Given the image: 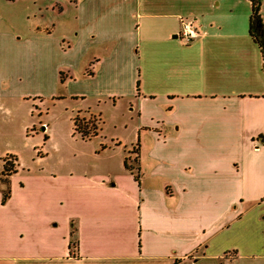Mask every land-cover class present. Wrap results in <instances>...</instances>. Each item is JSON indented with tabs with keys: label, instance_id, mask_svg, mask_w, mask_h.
Segmentation results:
<instances>
[{
	"label": "crops",
	"instance_id": "crops-1",
	"mask_svg": "<svg viewBox=\"0 0 264 264\" xmlns=\"http://www.w3.org/2000/svg\"><path fill=\"white\" fill-rule=\"evenodd\" d=\"M37 9L23 33L0 17V158H17L16 173L0 171V264H264V64L250 2ZM182 21L198 33L189 43ZM47 100L101 122L110 108L130 138L102 128L84 141L73 116L92 153H44Z\"/></svg>",
	"mask_w": 264,
	"mask_h": 264
},
{
	"label": "rangeland",
	"instance_id": "rangeland-1",
	"mask_svg": "<svg viewBox=\"0 0 264 264\" xmlns=\"http://www.w3.org/2000/svg\"><path fill=\"white\" fill-rule=\"evenodd\" d=\"M45 0H16L11 2L7 0H0V17L13 21L14 25L20 29V31L26 32L30 21L34 20V14H36V20H38L39 14L38 5ZM36 12V13H35ZM30 17V21L28 20ZM18 37V36H17ZM71 102L63 104H50L47 100L45 121L48 125L51 124V129L47 135L41 138V143L44 153H50L62 156H71L81 153H92L90 146H83L79 140H76L72 136V118L76 115L71 111ZM116 112H113L110 108L105 107L101 111L102 128L105 129L107 134H120V136L129 139L130 130H125L122 127L114 128L112 124V117ZM37 115V114H36ZM118 116V115H117ZM79 118L85 117L90 119L91 117L85 114H79ZM89 145V144H87ZM3 159V158H2ZM3 162L0 158V171H2Z\"/></svg>",
	"mask_w": 264,
	"mask_h": 264
},
{
	"label": "trees",
	"instance_id": "trees-1",
	"mask_svg": "<svg viewBox=\"0 0 264 264\" xmlns=\"http://www.w3.org/2000/svg\"><path fill=\"white\" fill-rule=\"evenodd\" d=\"M11 1V0H10ZM251 4V15L249 19V34L253 41L258 45L262 61L264 64V26L261 16V0H248ZM74 133L78 135L82 140L88 141L96 136L102 130L101 120L95 118L86 119L85 117L79 118L78 115L73 120ZM264 142V137H261ZM2 174L3 176L9 177L16 173L17 169V158L14 156H6L3 159ZM5 189L2 190V203H5L10 196V189L8 181H5Z\"/></svg>",
	"mask_w": 264,
	"mask_h": 264
},
{
	"label": "built area",
	"instance_id": "built-area-1",
	"mask_svg": "<svg viewBox=\"0 0 264 264\" xmlns=\"http://www.w3.org/2000/svg\"><path fill=\"white\" fill-rule=\"evenodd\" d=\"M182 29H181V38L185 40L186 42H191L193 39H195L198 35L196 29L190 22L182 21ZM76 250V248H74Z\"/></svg>",
	"mask_w": 264,
	"mask_h": 264
}]
</instances>
